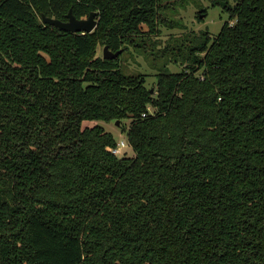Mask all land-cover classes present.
Listing matches in <instances>:
<instances>
[{
	"label": "trees",
	"instance_id": "1",
	"mask_svg": "<svg viewBox=\"0 0 264 264\" xmlns=\"http://www.w3.org/2000/svg\"><path fill=\"white\" fill-rule=\"evenodd\" d=\"M163 1L0 0V264H264V0L153 48V89L120 57ZM70 9L94 31L43 22Z\"/></svg>",
	"mask_w": 264,
	"mask_h": 264
},
{
	"label": "rangeland",
	"instance_id": "2",
	"mask_svg": "<svg viewBox=\"0 0 264 264\" xmlns=\"http://www.w3.org/2000/svg\"><path fill=\"white\" fill-rule=\"evenodd\" d=\"M225 0H164L163 16L165 22L160 24V31L151 34L150 40L155 45L149 47L148 52L143 51L136 46L129 45L127 50L122 52L120 57L121 66L126 68L129 73H145L147 85L150 88L155 87L157 73L161 64L165 63L172 71L182 68V64L175 63L171 55L157 57L155 50L166 45H175L176 38L186 36L187 34H201L209 32L212 37L216 36L224 22L229 18V12L223 7ZM206 11V15L201 13ZM232 23L235 20H230ZM148 40V38H147ZM105 46V45H104ZM100 46L98 54L103 56V48ZM155 48V50H152ZM153 110V108H151ZM107 130L113 132L118 144L124 140L122 150L118 155H133V150L128 144L124 127L130 124V120L117 124L115 121H99ZM85 126L92 125L90 120L83 122Z\"/></svg>",
	"mask_w": 264,
	"mask_h": 264
},
{
	"label": "water",
	"instance_id": "3",
	"mask_svg": "<svg viewBox=\"0 0 264 264\" xmlns=\"http://www.w3.org/2000/svg\"><path fill=\"white\" fill-rule=\"evenodd\" d=\"M98 11H91L87 17L78 18L73 14L72 9L67 13V20H62L55 17H49L45 14L42 15L43 22L49 23L53 26L59 27L60 29L71 31V32H80V33H89L94 31L98 23ZM122 52L121 49L113 51L108 45H105L103 48V57L107 59H114ZM117 124L120 121H116Z\"/></svg>",
	"mask_w": 264,
	"mask_h": 264
},
{
	"label": "built area",
	"instance_id": "4",
	"mask_svg": "<svg viewBox=\"0 0 264 264\" xmlns=\"http://www.w3.org/2000/svg\"><path fill=\"white\" fill-rule=\"evenodd\" d=\"M149 110H151L150 107H149ZM145 115H146V113H143V116H145ZM123 145H125V141H124V140H122V141H121L119 144H117L115 147L110 148V150H111L113 153L118 154V153L121 152Z\"/></svg>",
	"mask_w": 264,
	"mask_h": 264
}]
</instances>
